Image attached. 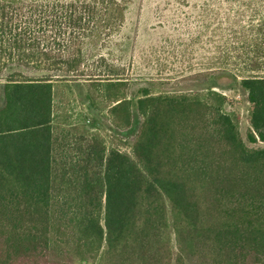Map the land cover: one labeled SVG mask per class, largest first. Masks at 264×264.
I'll return each instance as SVG.
<instances>
[{
  "label": "trees",
  "instance_id": "trees-1",
  "mask_svg": "<svg viewBox=\"0 0 264 264\" xmlns=\"http://www.w3.org/2000/svg\"><path fill=\"white\" fill-rule=\"evenodd\" d=\"M127 5L0 0V264H264V147L213 88L127 93ZM227 10L204 71L239 80L264 142V0ZM77 83L115 132L76 112Z\"/></svg>",
  "mask_w": 264,
  "mask_h": 264
},
{
  "label": "rangeland",
  "instance_id": "rangeland-1",
  "mask_svg": "<svg viewBox=\"0 0 264 264\" xmlns=\"http://www.w3.org/2000/svg\"><path fill=\"white\" fill-rule=\"evenodd\" d=\"M227 7L228 0H128L125 22L115 39L119 43L112 46L114 64L124 66L133 78L134 82L126 88L132 95L142 86L163 92H198L207 88L221 92L227 99L225 110L238 116L239 133L246 145L264 147V142L252 144L246 139L249 104L239 80L219 72L209 77L204 71L207 55L216 51L212 41L217 43L219 37L214 38L211 30L217 24H226ZM223 32L218 30L217 34ZM233 62L228 66H234ZM20 70L28 75L43 73ZM158 80L163 84L151 83ZM71 86L70 98L76 112L86 116V124H96L102 132H115L101 115L106 109L100 114L88 107L83 97L86 86L79 83ZM137 125L138 116L133 108L131 127L118 134L127 138ZM118 147L127 150L125 144Z\"/></svg>",
  "mask_w": 264,
  "mask_h": 264
}]
</instances>
